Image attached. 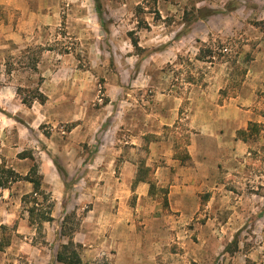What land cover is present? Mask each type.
<instances>
[{"label": "crops", "instance_id": "0c3cea01", "mask_svg": "<svg viewBox=\"0 0 264 264\" xmlns=\"http://www.w3.org/2000/svg\"><path fill=\"white\" fill-rule=\"evenodd\" d=\"M260 33L259 52L246 67V87L237 97L219 101L216 90L189 92L187 157L179 156L167 132L185 99L177 98L174 107L161 91L148 106L129 104L111 130L112 146L102 143L90 156L81 148L94 130L82 125L65 143L70 153L57 156L53 138L41 162L40 154L32 153L33 159L20 155L24 142L17 148L3 143L7 167L17 174L26 176L37 165L41 190L50 195L54 207L53 221L42 222L47 245L28 244L27 236L38 230L27 211L21 221L17 212L22 198L33 193V185L22 180L0 190V227L16 220L19 224L11 243L0 249V264L13 258L63 264L56 254L68 241L61 226L71 213L80 222L73 242L83 247V264H98L103 255H111V264H214L217 256L225 264H264V170L248 166L249 141L237 137L251 123L259 124L264 133V97L258 95L264 92ZM47 102L42 106L49 109L51 98ZM81 133L83 138L78 137ZM255 144L262 147L264 137L256 138ZM65 177L80 179L67 188ZM13 210L16 213L9 215ZM234 242L238 250L231 254L228 248Z\"/></svg>", "mask_w": 264, "mask_h": 264}, {"label": "rangeland", "instance_id": "374dc122", "mask_svg": "<svg viewBox=\"0 0 264 264\" xmlns=\"http://www.w3.org/2000/svg\"><path fill=\"white\" fill-rule=\"evenodd\" d=\"M9 1L0 3V164H6V142L12 148L24 142L20 155L40 154L39 162L53 138L57 156L70 153L65 143L79 125L94 130L82 142L83 154L92 155L102 143L111 147L120 113L131 103L152 104L159 91L174 107L177 98L185 99L167 132L179 156H186L189 92L216 90L219 101L237 97L246 87V67L259 52L264 21V0ZM39 94L43 103L35 100ZM49 98L52 109L42 106ZM261 130L237 137L249 141L248 166L264 170V145L255 144L264 137ZM78 179L65 177L66 187ZM26 209H18L19 220ZM71 223L67 228L76 225L77 215ZM18 227V220L0 227V247L11 243ZM46 233L44 225L25 242L45 245ZM228 250L235 253L236 243ZM111 262V255H103L98 264ZM6 264L29 262L13 258ZM214 264L225 261L217 256Z\"/></svg>", "mask_w": 264, "mask_h": 264}, {"label": "trees", "instance_id": "16d2710c", "mask_svg": "<svg viewBox=\"0 0 264 264\" xmlns=\"http://www.w3.org/2000/svg\"><path fill=\"white\" fill-rule=\"evenodd\" d=\"M97 13L99 12V16H101V10L100 8L97 7ZM259 27L264 33V21L260 22ZM20 91V90H19ZM35 100L43 103L45 101V98L43 95L39 94V96H36ZM23 103L28 105L31 104L30 101L27 99L23 100ZM261 129V126L257 123H251L248 127V130H240L238 132V135L240 137H243L246 139V134L250 131L259 133ZM25 157V156H24ZM27 157V156H26ZM32 156H29V158ZM58 167V166H57ZM58 169L62 172L61 168L58 167ZM28 181L33 185V193L24 196L22 198V202L27 207L26 211L28 212L29 215V221L31 225L35 226L37 230L42 228V222H51L53 221V218L51 217V213L54 207V203L51 200L50 195L45 194L41 190L42 186V176L39 174V170L37 165L35 164L29 171V173L26 176H21L17 174L14 170L11 168H8L6 164L1 163L0 164V190L9 188V186L18 181ZM42 201L40 202V198ZM27 205V206H26ZM30 205V206H28ZM72 218V219H70ZM73 219H76V214L71 213L65 217V220L61 226V235L68 238V241L66 244H61L57 254H56V261L59 263L63 264H83L81 257H80V252L82 251L83 247L82 245L75 244L73 242V234L77 232L79 229L80 222L77 220L76 225L70 228H67L68 224H72L71 221ZM9 245L6 244V246ZM5 246V247H6ZM4 247H0V249H3ZM191 264H197V263H191Z\"/></svg>", "mask_w": 264, "mask_h": 264}, {"label": "built area", "instance_id": "2783aa9c", "mask_svg": "<svg viewBox=\"0 0 264 264\" xmlns=\"http://www.w3.org/2000/svg\"><path fill=\"white\" fill-rule=\"evenodd\" d=\"M227 50H228V49L224 48V49L222 50V52L226 53V52H228Z\"/></svg>", "mask_w": 264, "mask_h": 264}]
</instances>
